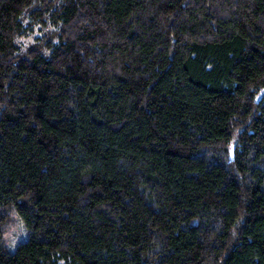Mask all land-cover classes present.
<instances>
[{
  "label": "trees",
  "instance_id": "trees-1",
  "mask_svg": "<svg viewBox=\"0 0 264 264\" xmlns=\"http://www.w3.org/2000/svg\"><path fill=\"white\" fill-rule=\"evenodd\" d=\"M0 264H264V0H0Z\"/></svg>",
  "mask_w": 264,
  "mask_h": 264
},
{
  "label": "rangeland",
  "instance_id": "rangeland-1",
  "mask_svg": "<svg viewBox=\"0 0 264 264\" xmlns=\"http://www.w3.org/2000/svg\"><path fill=\"white\" fill-rule=\"evenodd\" d=\"M24 21L28 22V17H24ZM39 22L38 24H34L30 31L27 33H23L19 35L16 39V43L21 52L27 51L32 46H37L38 48H44L46 40L49 39L53 43H56L57 28L50 24H44ZM10 216L8 217L7 222L3 228V241L9 249H14L15 246L26 239L27 230L22 223L21 219L17 217L12 211L9 212Z\"/></svg>",
  "mask_w": 264,
  "mask_h": 264
}]
</instances>
